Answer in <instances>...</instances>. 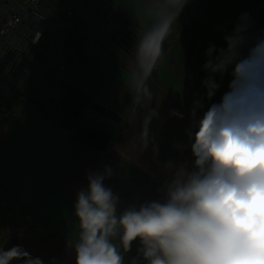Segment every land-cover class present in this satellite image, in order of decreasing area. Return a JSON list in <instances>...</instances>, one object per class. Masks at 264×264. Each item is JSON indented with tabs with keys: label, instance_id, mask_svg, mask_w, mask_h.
Listing matches in <instances>:
<instances>
[{
	"label": "clouds",
	"instance_id": "obj_1",
	"mask_svg": "<svg viewBox=\"0 0 264 264\" xmlns=\"http://www.w3.org/2000/svg\"><path fill=\"white\" fill-rule=\"evenodd\" d=\"M188 2L155 0L154 23L123 57L129 68V122L138 125L145 143L160 119L162 98L151 87L153 74ZM250 26V15L241 14L223 37L226 46L207 48L204 91L194 94L187 143L176 145L190 159L160 163L157 199L121 208L119 194L106 183L116 174L113 166L86 173L87 185L76 192L73 205L79 229L75 264H126L137 241V254L127 264H264V34L250 33ZM40 37L36 31L32 42ZM229 69L228 91L219 103H210ZM169 115L184 119L174 109ZM114 151L138 164L137 156ZM14 261L45 264L22 245L0 248V264Z\"/></svg>",
	"mask_w": 264,
	"mask_h": 264
},
{
	"label": "crops",
	"instance_id": "obj_2",
	"mask_svg": "<svg viewBox=\"0 0 264 264\" xmlns=\"http://www.w3.org/2000/svg\"><path fill=\"white\" fill-rule=\"evenodd\" d=\"M49 1L50 19L45 32L51 25L50 36L53 39L50 40L59 44L63 32L60 24L71 21L69 34L73 35L72 43L64 47L52 65L45 62L47 52L40 53L37 61L43 73H40L35 88L41 89L43 94L35 98L29 95L27 107L19 110L7 125L1 127L0 166L4 168L5 175H0V182L54 227L56 242L45 264H52L53 261L56 264H75L73 246L79 229L73 205L76 192L87 185L86 173L111 164L116 174L106 183L119 194L121 208L157 199L160 163L190 159V152L185 151L181 156L176 145L187 143L185 128L189 124L188 114L194 94L204 91L202 80L206 73L202 66L206 61L207 48L210 45L225 47L224 35L232 31L243 13L251 17L250 33L264 34V0H197L200 10L194 20L195 30L190 29V35L186 34L179 40L178 71L172 63L170 74L164 72L161 75V65L153 74V77L155 74L159 76L155 80L152 78L151 87L157 98H162L160 119L153 121L152 138L146 143L138 137V125L129 122V68L123 58L128 53L94 24L85 12L89 21L78 27L71 18L74 12L67 17L68 7L55 9V2ZM142 1L150 7L155 3V0ZM115 8L124 13L121 7L115 5ZM51 13L54 17L55 14H64V18L57 23V19L50 17ZM131 15H127L128 24L137 34L150 27L146 22L139 21L138 15ZM132 20L134 23H131ZM70 54L73 60L62 67L65 68L63 72L60 66L64 57ZM34 61L35 57V68ZM230 73L231 69L223 76L221 87L210 103H219L228 91L232 79ZM8 74L0 72L6 82L14 85L9 78L12 76ZM50 79H55V82L50 83ZM15 86L18 90H26ZM77 94L107 106L117 113L115 117L118 120L92 109H84L73 127H65L60 123L63 113L59 107L67 97ZM39 99L45 109L38 108ZM173 109L183 113L184 119L170 116ZM114 149L137 156L138 164L119 159ZM10 157L13 158L12 163L7 162ZM14 190H18L19 195ZM138 246V241L133 242L131 251L125 255L126 264L136 256Z\"/></svg>",
	"mask_w": 264,
	"mask_h": 264
},
{
	"label": "trees",
	"instance_id": "obj_3",
	"mask_svg": "<svg viewBox=\"0 0 264 264\" xmlns=\"http://www.w3.org/2000/svg\"><path fill=\"white\" fill-rule=\"evenodd\" d=\"M53 1L55 9H66L71 3V0ZM79 4L90 20L111 39L120 36L129 23L111 10V2L79 0ZM28 104L27 90H18L12 101L0 99V129ZM55 242L54 227L0 183V248L7 250L22 245L33 257H40L45 262Z\"/></svg>",
	"mask_w": 264,
	"mask_h": 264
},
{
	"label": "built area",
	"instance_id": "obj_4",
	"mask_svg": "<svg viewBox=\"0 0 264 264\" xmlns=\"http://www.w3.org/2000/svg\"><path fill=\"white\" fill-rule=\"evenodd\" d=\"M74 5L83 11L77 0H71L66 10L67 17L73 14ZM50 10L49 0L0 1V72L9 73L26 84V87L32 86L39 78L32 55L47 28ZM71 26V21L60 24L63 34L58 47L64 46L63 42ZM36 31L41 33V37L37 43H33ZM17 92L18 88L0 75V99L12 101Z\"/></svg>",
	"mask_w": 264,
	"mask_h": 264
},
{
	"label": "rangeland",
	"instance_id": "obj_5",
	"mask_svg": "<svg viewBox=\"0 0 264 264\" xmlns=\"http://www.w3.org/2000/svg\"><path fill=\"white\" fill-rule=\"evenodd\" d=\"M77 1L79 2V0H77ZM106 1L111 2L110 7L111 6L115 7V5L117 7H121V10L124 11V13L127 14L129 17L131 14H134V15H138L139 21L146 22L150 26L154 23V19H155L154 8L147 6L146 3L143 2L142 0H106ZM196 2H197V0H189L188 4L185 6V8L183 9V11L181 12V14L178 18V26L173 25L172 35L165 42V49H166L167 54H166V58L160 64L161 66L159 68V73L161 75H164V72L170 74V71H172L170 64H172V63L175 64V66H176L175 69H176V71H178V67H179L178 66V62H179V58H178L179 40H180V37L185 36L186 34L190 35V29L195 30V23H194L195 21L194 20L196 19L197 11L199 12V10H200L199 9L200 6L197 5L199 3L196 4ZM55 12H57V11H55ZM73 12H74V15L71 18L76 22L77 26L82 27V25L83 26L86 25V23L89 20L87 19L85 13H83V11L77 5L73 6ZM125 14H124V16H125ZM127 15L125 16L126 17L125 19L129 20ZM185 15L187 16L186 20H184ZM50 17H52L53 20L57 19V23H59V21H61L64 18V14H55V17H54V13H51ZM48 19H50L49 16H48ZM186 21H188V22L185 23ZM131 23H134V20H132ZM50 29H51V25L48 26L47 31L43 34V38H42L41 42L39 43V45L35 48V50L33 52V57H35L34 63H36L35 68L39 72V76H40V73L41 74L43 73L42 66L37 61V58L40 55V53L43 51L46 52V51L52 50L56 47L59 49V47L57 46L58 43H55V40H53V41L50 40V39H53V37L50 36V34H51ZM8 75L12 76L10 74H8ZM157 76H158V74H155L153 79L154 80H155V78L157 79ZM9 78L11 79L12 82L15 83L14 85L19 86V88L24 87L27 90V92L29 93V95L32 96V98H35L36 95L40 96L43 94L41 89L35 88L37 86L38 80L32 86L26 87V84H24L23 82H21L20 80H18L14 76L9 77ZM48 78H50V77H48ZM161 80H162V78H161ZM51 81L55 82V79H50V83H51ZM45 98H46V96H45ZM89 110H91V109H89ZM16 157L17 156H15V160L17 161L18 158H16ZM7 162L12 163L13 158H11V157L7 158ZM0 173H1L0 175H2V177H4L5 172H4V168L2 166H0ZM2 185L4 186V184H2ZM14 191L17 192V194L19 195L18 190H14Z\"/></svg>",
	"mask_w": 264,
	"mask_h": 264
},
{
	"label": "water",
	"instance_id": "obj_6",
	"mask_svg": "<svg viewBox=\"0 0 264 264\" xmlns=\"http://www.w3.org/2000/svg\"><path fill=\"white\" fill-rule=\"evenodd\" d=\"M111 10H113L117 15H119L121 18H124L125 21H127V19H125L126 17L119 11L117 10L115 7L111 6L110 7ZM129 30V29H128ZM131 30V29H130ZM133 31L136 35H137V39H138V34L134 31V30H131ZM72 38H73V35L71 34H68L63 42V45L64 47H69L72 43ZM137 39H131V37L129 36L128 32L126 31V33L124 35H122L119 39V41L125 45V48L128 49L129 51H131L133 49V46H134V43L137 41ZM57 50V47L52 49V50H49V51H46V56H45V62H47L48 64H53L54 61H55V53ZM73 60V55L70 54V55H66L64 60H63V63L61 64L60 68L61 70L64 72L65 71V68H62V67H65L67 64H70ZM84 96V101L83 103L81 104V106L78 108L77 110V114L75 116H66V120L69 119L70 120V124L67 125L65 123V120L63 121V118L61 119V124H63L65 127L67 128H71L73 126V124L75 123V121L78 119L79 115L83 112L84 108L86 107V105L88 104V97L86 95H83ZM90 108H92L93 110L101 113V114H104L106 115L107 117L111 118V119H115V120H118L116 119L115 115H117L116 112H114L113 110L107 108V106L101 104L100 102L98 101H92L90 103ZM39 109H45V105H42V106H39L38 107ZM120 118V116H119Z\"/></svg>",
	"mask_w": 264,
	"mask_h": 264
},
{
	"label": "flooded vegetation",
	"instance_id": "obj_7",
	"mask_svg": "<svg viewBox=\"0 0 264 264\" xmlns=\"http://www.w3.org/2000/svg\"><path fill=\"white\" fill-rule=\"evenodd\" d=\"M113 11V10H112ZM114 12V11H113ZM123 14V13H122ZM124 15V14H123ZM119 16V15H118ZM120 17V16H119ZM121 18V17H120ZM121 19H123L124 20V18H121ZM124 22H128V19H127V21H125L124 20ZM129 29V30H128ZM133 30V28L132 27H130L129 26V24L128 25H126V27L124 28V30H123V33H121V35L120 36H117L115 39H112L113 41H114V43L115 44H117L120 48H122V49H124L129 55L131 54L130 53V51L128 50V49H126L125 48V45H123L120 41H119V39H120V37L122 36V35H124L125 33H126V31L128 32V34H129V36L131 37V39H137V35L133 32V31H131V30ZM63 34V32L61 33V35ZM57 46H59V44L57 45ZM63 49H64V46L62 47V48H60L59 47V49L57 48V50H56V52H54L55 54V62H56V60H57V58L60 56V54L63 52ZM58 51V52H57ZM65 58V57H64ZM83 100H84V96H82V95H80V94H77L76 96H74V97H67L65 100H64V102H63V104H61L60 105V107H59V109L61 110V112L63 113L62 114V118H63V121L65 120V123L67 124V125H69L70 124V120L69 119H67L66 120V116L68 115H70V116H75L76 114H77V110H78V108L81 106V104L83 103ZM92 101H94V100H88V104L86 105V107L84 108V109H92V108H90V103L92 102ZM43 104V101L41 100V99H39L38 101H37V105H38V107L39 106H41ZM93 110V109H92ZM95 111V110H94ZM97 112V111H96ZM81 115L82 114H80L79 115V117H78V119L75 121V123L74 124H76V122L78 121V120H80V117H81ZM73 124V125H74ZM73 127V126H72Z\"/></svg>",
	"mask_w": 264,
	"mask_h": 264
}]
</instances>
